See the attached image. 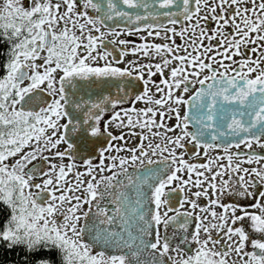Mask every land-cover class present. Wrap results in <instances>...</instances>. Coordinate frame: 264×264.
Returning <instances> with one entry per match:
<instances>
[{
	"label": "snow or ice",
	"instance_id": "6c2138e0",
	"mask_svg": "<svg viewBox=\"0 0 264 264\" xmlns=\"http://www.w3.org/2000/svg\"><path fill=\"white\" fill-rule=\"evenodd\" d=\"M0 264H264V0H2Z\"/></svg>",
	"mask_w": 264,
	"mask_h": 264
},
{
	"label": "flooded vegetation",
	"instance_id": "af4514ba",
	"mask_svg": "<svg viewBox=\"0 0 264 264\" xmlns=\"http://www.w3.org/2000/svg\"><path fill=\"white\" fill-rule=\"evenodd\" d=\"M0 2H2V0H0ZM177 27H179V25H177ZM161 31H162V36L161 37H159V38H157V37H149L148 39L149 40H154L157 43L161 42L162 37H163V30H161ZM143 34L144 33H141V35H143ZM124 38L129 39L132 43H140L141 42L139 40V36H137V35H130V36H127V37H124ZM176 40H177V43H179V38L178 37L176 38ZM129 46H131V45H129ZM115 55L118 58V53H115ZM131 58L132 57H131L130 54L126 57V59H131Z\"/></svg>",
	"mask_w": 264,
	"mask_h": 264
},
{
	"label": "water",
	"instance_id": "95a60500",
	"mask_svg": "<svg viewBox=\"0 0 264 264\" xmlns=\"http://www.w3.org/2000/svg\"><path fill=\"white\" fill-rule=\"evenodd\" d=\"M147 2L149 4H151L152 3V0H147ZM177 2L179 3V0H177ZM133 11L134 12L138 11V14H141V15H143V12H144L143 9L133 10ZM172 11H177V9L176 8H173ZM147 22H152V21H151V19H149ZM159 22L163 23L164 22L163 18H159Z\"/></svg>",
	"mask_w": 264,
	"mask_h": 264
}]
</instances>
